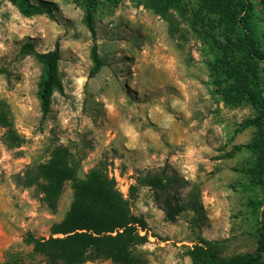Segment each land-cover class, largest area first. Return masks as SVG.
Wrapping results in <instances>:
<instances>
[{
	"label": "rangeland",
	"instance_id": "obj_1",
	"mask_svg": "<svg viewBox=\"0 0 264 264\" xmlns=\"http://www.w3.org/2000/svg\"><path fill=\"white\" fill-rule=\"evenodd\" d=\"M44 1L52 4V17H25L0 0V103L18 139L6 140L0 127V264H44L23 237L49 236L69 207L71 182L50 208L16 176L45 162L56 145L68 150L77 178L97 164L105 167L131 213L145 221L146 264H190L187 252L200 239L219 256L252 252L255 228L264 222V193L248 174L253 156L235 146L252 137L253 127L236 130L254 111L245 102L220 100L210 71L214 39L192 22L193 4L182 2L164 19L144 0H97L93 30L102 65L88 77L83 2ZM251 28L264 53L256 15ZM26 42L37 52L56 43L59 52L62 90L52 93L42 121L35 95L41 64L20 51ZM160 170L183 180V208L173 222L163 219L147 187L128 195L137 175Z\"/></svg>",
	"mask_w": 264,
	"mask_h": 264
},
{
	"label": "trees",
	"instance_id": "obj_2",
	"mask_svg": "<svg viewBox=\"0 0 264 264\" xmlns=\"http://www.w3.org/2000/svg\"><path fill=\"white\" fill-rule=\"evenodd\" d=\"M6 1L22 16L46 14L52 17V4L48 1ZM81 1L82 22L91 38V65L87 73L91 77L102 65L93 30V13L98 2ZM182 2L193 4L189 10L192 22L212 32L204 31L215 43L210 71L220 100L229 106L245 102L254 111L252 116L240 122L236 131L247 127H253L255 131L246 144L235 146V149L244 148L253 156L248 174L264 193V68L260 67L264 65V53L256 45L251 28V17L256 15L264 38V0H144L146 7L164 19L169 10L179 11ZM20 51L41 64L35 95L42 121L49 113L52 93L62 90L57 73V44L49 51L37 52L26 42ZM0 127L5 130L6 140L18 143L1 103ZM69 161L66 147L56 145L45 162L28 166L22 175L16 176V182L34 187L40 201L50 208L64 182H71L69 207L63 218L49 227V236L37 238L27 233L23 242L43 258L44 264H82L95 260H108L111 264H146L140 248L145 242V234H140L146 230L145 221L131 213L127 198L116 188L105 167L97 164L82 178H77ZM134 182L128 187V195H133L137 186L147 187L163 219L175 221L183 208L179 195L183 183L180 177L160 170L137 175ZM200 243L206 244L200 239L187 252L190 264H264V222L255 228L252 252L219 256L213 246L206 244L203 247Z\"/></svg>",
	"mask_w": 264,
	"mask_h": 264
}]
</instances>
